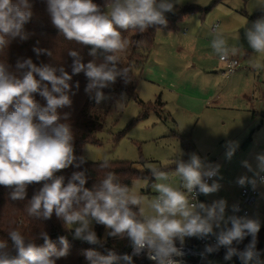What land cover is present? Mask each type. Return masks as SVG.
<instances>
[{
    "label": "clouds",
    "instance_id": "9594fccd",
    "mask_svg": "<svg viewBox=\"0 0 264 264\" xmlns=\"http://www.w3.org/2000/svg\"><path fill=\"white\" fill-rule=\"evenodd\" d=\"M50 22L68 41L89 47L88 62L80 52L69 50L71 73L63 65L41 63L31 58L18 59L13 67L0 61V186L10 188L9 198L25 200L30 185L41 184L27 200L29 216L46 221L53 215L71 229L73 239L103 247L108 238L126 239L131 254H117L109 250L102 254L96 248L83 251L85 264H133V258L146 256L155 264H181L176 257L184 255L186 238L206 239L216 236V243L205 244L204 252L226 249L225 260L237 256L241 264H264L262 251L257 248L262 221L247 214L237 216L238 204L232 206V215H226L227 202L221 198L210 205L190 202L187 194L209 195L221 185L217 180L219 165L205 170L201 158L192 153L185 162L176 161L175 174L180 177L179 188L171 186L169 174L148 165L156 195L147 200L151 210L145 213V197L133 192L127 184L118 181L116 174L106 176L91 188L87 170L74 171L65 178L57 175L69 167L81 168L87 163L84 156L74 151V131L70 123L72 96L79 82L70 83L73 76L83 73L87 84L85 92L96 104L108 99L103 89L123 80L127 84L129 69L120 65L119 53L124 52L129 40L122 32L137 30L144 33L150 27L167 26L166 13L173 12L175 0H106L99 5L94 0H43ZM264 10V4L260 6ZM35 16L34 0H0V52L9 49L17 39L29 38L25 25ZM211 47L221 61L235 64L232 59L240 49L229 46L220 29L214 28ZM248 47L254 53H264V17L246 29ZM39 58L51 57L48 49L33 47ZM255 69L262 65L256 63ZM44 102L41 103L36 97ZM225 158L231 160L238 144L228 141ZM255 167L248 160L242 166L252 176H241L237 184L255 190L264 185V152L255 155ZM100 168H108L109 161L100 157ZM222 179V177H220ZM186 190V192H185ZM94 224L105 228L99 237ZM230 225V226H229ZM215 229H220L217 234ZM241 251L238 245L249 238ZM43 240L37 245V240ZM60 247L44 231L36 239H27L21 232L8 233V242L0 241V264H57L70 254L66 236L58 237ZM179 244V246H177Z\"/></svg>",
    "mask_w": 264,
    "mask_h": 264
},
{
    "label": "rangeland",
    "instance_id": "374dc122",
    "mask_svg": "<svg viewBox=\"0 0 264 264\" xmlns=\"http://www.w3.org/2000/svg\"><path fill=\"white\" fill-rule=\"evenodd\" d=\"M175 3L174 11L165 14L167 18L179 16L173 33L175 49L181 39L184 38L183 33L185 30L187 31L186 37L196 33L197 30L191 28V25L195 23L205 25L203 38L211 42V26L216 22H220L219 29L221 32H227L232 39H235L234 41L237 40L240 43L239 47L247 49L246 51L250 53L252 52L248 47L245 32L247 28L252 26L254 21L264 17V10L260 9V6L264 4V0H175ZM196 6L202 8L212 7L208 11L181 15L185 8ZM204 15L206 17L202 21ZM159 29L158 34L160 35H156L155 43L158 44L160 41L161 43L158 48L154 44L143 67L144 71L142 70L144 75L141 73L140 68L134 71V76L137 77L138 83L140 82L137 87L136 98L133 97L134 93L132 91L120 92L116 95L106 94L109 97L108 99L100 104L95 103L94 111L102 114V128L94 134L91 141L85 144L83 156L90 162L101 161L100 157H104L108 161H129L136 164L140 170H147L148 165H153L167 172L169 174L168 183L179 188L181 180L175 174V166L180 157L187 162L189 155L195 153L201 158L203 166L212 165V158L217 157L216 155H218L220 161L225 156L226 142L239 137L243 130L247 131V134L242 141L247 136L252 135L253 141L264 143V129L260 130L259 128L262 117H260L261 119L257 124L252 126L245 112L232 109L235 105L245 106L248 101L245 95L247 93L251 95V81L247 77L242 78L235 84L232 87L231 94L227 96V103L224 106L231 109L202 114L199 113L200 109L198 108L200 103L192 101L189 102V106L194 115L189 116L186 109L176 107L175 102L169 101L166 104L167 96H163L161 84L156 79L145 76L154 61L162 62L164 60L163 55L172 58L174 63H183V61L197 63L199 56L207 57L209 55L215 57L216 60L220 59L212 49L211 44L208 43H202L197 49L194 46L186 47L182 43L183 48L181 50L176 49L172 53L173 56H169L167 54L171 49L168 45L169 40L165 37L168 31L165 28ZM137 34V30H130L125 36L129 40V45L124 52L118 54L122 67L130 58ZM171 45L173 46V44ZM194 55L195 59L193 60ZM240 63V68L250 73L251 66L246 62ZM223 69L222 64L220 66L216 65L214 71L221 74ZM210 75H214V73ZM225 78L229 77L225 76ZM184 94L185 92H182V96ZM234 95L241 97L242 100L235 103L232 99ZM89 107L92 108V106ZM211 108H215V105L211 104ZM208 114L210 117H208ZM261 145L264 146V144ZM259 150L260 148L254 145L249 153L247 160L252 163L253 167L255 165V155ZM143 161L145 163H141ZM227 164L228 166L225 169L230 168L232 165L231 162ZM248 175L251 177L253 174L250 172ZM152 184H149V180L141 179L135 180L131 187L133 192L145 197L144 208L146 214L151 211L147 206V200L156 195ZM257 189L258 197L256 204L254 203L250 208V217H258L262 221L261 228H263L264 185H258ZM73 227L68 225V233L71 232L70 230ZM93 227L95 229V224ZM213 264L221 263L215 261Z\"/></svg>",
    "mask_w": 264,
    "mask_h": 264
},
{
    "label": "trees",
    "instance_id": "16d2710c",
    "mask_svg": "<svg viewBox=\"0 0 264 264\" xmlns=\"http://www.w3.org/2000/svg\"><path fill=\"white\" fill-rule=\"evenodd\" d=\"M95 3L99 5H104L106 0H94ZM212 6L208 8L202 7H190L185 8L181 13H192V12H202L208 11ZM34 13L35 16L33 20L25 25L26 32L29 33V38L26 41H19V39L13 41L9 49H5L0 52V61L9 63L13 67L15 66L18 59L21 58H31L37 65L41 63H52L54 65H63L65 70L71 73L70 65L72 63V58L67 55L69 50H76L81 53L84 58V62H88L92 59L88 55L89 47H84L83 45L77 44L74 41L66 40L62 35H60L55 27L52 26L50 18L46 12L45 4L43 0H34ZM179 16H172L166 19L168 21L167 26H155L150 27L144 33H139L135 37V43L133 46L130 58L126 61L124 67L129 69V79L130 81L125 84L123 80L117 79L114 85L109 88L103 89L105 94L116 95L120 92H130L134 93L133 97L136 98V91L138 87L137 77L134 76V71L140 68L143 70L145 63L154 47L155 35L159 28L174 29L175 24L178 21ZM130 31V30H129ZM127 32H122V36L125 37ZM40 47L43 49H48L51 51V57L41 55L39 58L33 52V47ZM79 82V90L77 91L73 87V91L76 92L72 96V106L71 108H65L63 111L69 112L70 123L74 131V151L77 157L83 156V149L88 141H91L94 134L101 130L102 128V114L96 113L93 109L95 101L90 98V95L85 92V87L87 80L83 73L73 76L70 83L75 85ZM130 83V84H129ZM38 100L43 103L44 101L37 96ZM161 104V103H160ZM89 106H92L89 107ZM92 110H90V109ZM249 138H247L248 141ZM98 162L87 161L81 168L77 169L74 167H69L57 173V175H64L65 178L69 177L72 172L87 170L88 182L86 187L91 188L94 184H99V182L106 176L107 172L112 171L116 174L118 181L122 184H127L131 189L135 180H149V184L154 183V179L149 172V170H140L137 168L136 164L129 161H109L108 168H100ZM141 163H145L144 161ZM41 184L30 185L27 189V197L25 200H11L9 198V192L12 191L10 188H5L0 186V241H8V233L12 230H17L21 232L27 239L35 240L36 236L40 232L46 231L53 243L60 247L58 237L66 236L70 244V254L68 257L62 258L57 261V264H85V259L83 256V251L89 248H96L102 254H107L109 250H114L117 254L129 253L131 248L129 247L128 241L126 239H114L108 238L107 242L103 247L98 245H90L86 242L73 239L72 232L68 233V225H63V223L58 220L54 215L50 220H40L35 217L29 216L27 213V200L31 198L35 190L41 187ZM71 231V230H70ZM95 231L97 235L103 238L105 228L102 225L95 224ZM259 242L257 248L259 250H264V227L261 228L259 233ZM250 237L246 238L243 243L238 245V248L242 251L246 244L249 243ZM37 245H42L43 240H37ZM226 254V249H222L218 252V257L224 264H241L240 259L237 256H233L230 260H225L224 256ZM261 260L264 259V251H262ZM123 264V262H121ZM133 264H140L137 260L133 259Z\"/></svg>",
    "mask_w": 264,
    "mask_h": 264
},
{
    "label": "crops",
    "instance_id": "0c3cea01",
    "mask_svg": "<svg viewBox=\"0 0 264 264\" xmlns=\"http://www.w3.org/2000/svg\"><path fill=\"white\" fill-rule=\"evenodd\" d=\"M205 17L206 15L203 16L202 21L205 19ZM212 26L210 29V33L212 32ZM204 27L205 25L200 23L191 25V28L193 30H197L196 33L186 37L185 35L187 31L185 30L183 33L184 38L181 39L176 49L181 50V48H183L182 43L186 47L190 48L191 46H194L196 49L198 48V46L202 45V43L211 44L209 40L203 38L205 31ZM165 29L168 31V34H166L165 37L170 41H168V45L171 49V51L167 55L173 56L172 53L176 51L173 42V33L175 28ZM159 30L160 29L157 30L156 35H160L158 34ZM222 33L224 34L229 46H235L240 49L239 54L235 58L239 59L240 62H246V64L251 66L252 70L250 71V73H247V71H244L239 67V69L234 74L227 75L224 73L226 70L225 63L221 60H216V58L211 55L207 57L199 56V61L197 63L190 61H183V63H174V61H172V58L163 55L164 60L162 62L154 61V64L150 65L149 70L145 73V76L147 78H154L161 84L160 87L163 89L162 94L163 96H167L166 104L169 103V101L175 102V106L178 108L186 109L189 116L194 115L191 107L189 106V102L192 101H198L200 103L198 108L200 109L199 113L201 112L202 114L231 109L224 106V104L227 103V96L231 94L233 90L232 87L235 84L242 80V78L247 77L251 81V95H249V93L245 95L246 99L248 100L247 103H245V106L239 107V105H235V107L232 109L238 110L240 112H245L246 117L249 119L252 126L257 124L259 119H261L260 117H262V121L259 126L260 130H262L264 129V53H250L246 51L247 49L239 47L240 43L237 40L234 41L235 39H232L231 36L227 34V32L223 31ZM160 43L161 41L158 44L155 43L157 45V48L159 47ZM171 44H173V46ZM195 55L193 56V60L195 59ZM256 63H260L262 65V67L258 70L253 67V65ZM221 64L224 66V69L223 71H221V74H218L214 71V69L216 68V65L220 66ZM146 67L147 65L145 66V68ZM143 71L141 73H143ZM211 73H214V75H210ZM224 75L229 78L226 79ZM138 84H140V82ZM182 92H185L183 96ZM232 99L235 103L239 100H242V98L237 95H234ZM211 104H214L215 108L212 109ZM216 106L219 107L217 108ZM208 117H210L209 114ZM246 134L247 131L245 132L243 130L241 135L233 140V142H236L238 144V147L231 160H227L224 156L220 161L218 155H216L217 157L212 158V165L203 166L205 170H208L211 167L219 165V176L215 177L214 180H217L221 187L216 193L209 195L201 194L200 202L210 205L214 201L223 198L227 202L226 215L233 214L232 206L234 204H237L240 199L242 187L237 184V179L250 173L247 168L242 166V161L248 159L249 153L254 145H257L260 148L258 153L264 152V146L261 145L264 143L253 141L252 135L247 136L245 140L242 141ZM247 138H249L248 141ZM229 162L232 163L231 167L225 169L228 166L227 163ZM222 163L224 164L222 165ZM220 177H222V179ZM212 181L209 182V184H211ZM186 195L188 194L186 193ZM215 231L218 232L220 231V229H215ZM190 239L193 241L196 238L190 237ZM216 262L224 264L220 259Z\"/></svg>",
    "mask_w": 264,
    "mask_h": 264
},
{
    "label": "built area",
    "instance_id": "2783aa9c",
    "mask_svg": "<svg viewBox=\"0 0 264 264\" xmlns=\"http://www.w3.org/2000/svg\"><path fill=\"white\" fill-rule=\"evenodd\" d=\"M219 25H220V22L214 23L212 26V30L214 28L219 27ZM232 59L235 61L234 65L229 62L222 61L226 65V70L224 73L227 75L234 74L240 67L239 59L235 57H233ZM214 179L215 177H213L211 180H208L207 182L209 183ZM188 195H189V200L192 203H196L197 201L200 202L201 200V195H198L196 199L194 198L195 196L194 193L188 194ZM257 197H258L257 188L253 190L251 186L242 187L241 193H240V199L237 202V204L240 207V211L235 213V215L243 216L247 214L248 216H250V213H251L250 208H252L253 204L256 202ZM216 233L218 234L219 231ZM214 243H216V236H209L206 239L196 238L193 241L190 238H186L185 244L183 247L184 255L182 257H176V259L181 261V264H213V262L219 260L218 252L224 249V247H221L218 252H214L211 254L204 253V255L202 256L201 253L204 252L205 244H214ZM177 246H179V244H177ZM131 251H130V254H131ZM133 259L137 260L140 264H155L154 261L149 260L146 256H143V255L139 257H134Z\"/></svg>",
    "mask_w": 264,
    "mask_h": 264
}]
</instances>
